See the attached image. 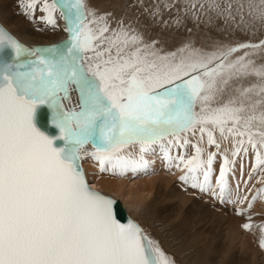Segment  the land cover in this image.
I'll return each mask as SVG.
<instances>
[{
	"label": "snow or ice",
	"instance_id": "1",
	"mask_svg": "<svg viewBox=\"0 0 264 264\" xmlns=\"http://www.w3.org/2000/svg\"><path fill=\"white\" fill-rule=\"evenodd\" d=\"M136 4L150 25L121 18L112 27L111 13H99L90 0H26L21 7L30 18L38 9L54 29L57 11L64 21L67 40L47 47H26L0 27V264H175L137 222H120L113 198L92 189L82 167L86 157L100 172L124 176L146 171L145 154L158 146L169 165L177 161L179 179H191L190 187L221 203L248 201L237 215L264 193L225 199L236 161L220 153L215 136L231 138L233 158L247 155L250 145L256 167L264 165V62L258 63L264 61V0ZM173 11L171 22L163 19ZM186 18L197 26L221 20L228 31L257 39L214 40L208 48L187 41L169 50L159 37L146 38L151 27L180 26ZM42 107L50 110L55 136L37 126ZM189 133H199L200 142L206 136L216 151L205 159L206 149ZM133 145L137 155L125 152ZM189 145L195 155H171ZM217 153L218 191L211 184Z\"/></svg>",
	"mask_w": 264,
	"mask_h": 264
},
{
	"label": "rangeland",
	"instance_id": "2",
	"mask_svg": "<svg viewBox=\"0 0 264 264\" xmlns=\"http://www.w3.org/2000/svg\"><path fill=\"white\" fill-rule=\"evenodd\" d=\"M93 8H95L98 12L102 11L100 8H97V7H93ZM0 23L13 35H14L13 32L17 31V27L14 25L13 21L11 20L10 21L8 20V22H6L5 24L0 19ZM15 37L17 36L15 35ZM153 37H159V39L163 42L164 30L159 29L156 35L151 36L149 39ZM259 38H261V35H259ZM256 39L257 38H253V37H247V38L242 39L239 35H236L233 38H228L229 41L238 40L240 42L249 41V40H252V42H256ZM187 41H193L196 47L202 45V43L206 45H210L212 43V42L206 41L205 39L201 38L198 34H194L193 36H190L187 38L185 37V39L177 42L174 45H171V46L164 45V46L166 49L174 50L175 48L179 47L182 43L187 42ZM215 136H216L217 141L220 143V145H222L220 147V153H224V154L229 153L230 155L229 154L227 155L229 156L228 158L230 161L235 159L236 163L234 166L232 165L233 168L237 169V171H239V169L241 168L242 172L246 173L245 177L246 176L247 177L246 178L242 177V179L246 180L249 177L246 180L247 182L245 181V184L247 185V188L249 187V190L247 191V193L241 192L240 194L243 197L247 196L248 200H251L252 196L257 194V190L264 189V174H263L264 165H261L260 167H256L253 164L254 162L252 163V161L255 160V155L252 152H250L252 150L250 145H247L249 149L248 150L249 153H247V155H245L242 151L239 156L233 158L231 154L233 151L231 138L225 141V140H222L219 135L218 136L215 135ZM190 140L194 141L193 139H190ZM195 142H192V143L195 144ZM203 145L204 144L200 146L204 148ZM224 145L226 147H224ZM132 147L134 148V150H139L138 145H133ZM154 147L156 148L157 152H161L158 146H154ZM177 150L183 151L184 155L186 154L185 155L186 158L192 156L193 154L195 155L194 148H191L190 151L188 150V148L186 150L172 148L171 155L173 157H175V154L173 153V151H177ZM215 150H216L215 147L211 146V149L209 151L206 150V152L207 151L214 152ZM206 152H205V156H207ZM220 153H217L218 156L216 160L214 161L216 163H213L214 165L216 164L215 166L213 165V172L215 174H216L215 170H217V168L219 167L218 168V171H219L220 165L222 164V156L220 155ZM261 153L262 155H264V149H261ZM151 154L152 153H149L146 156V158L151 163L156 164V162H160L163 159L161 162H164L168 165V167H164L165 165L163 163V166H159L161 168L160 169L161 171L157 170L158 171L157 173L159 174L158 176H160V174H163L165 178L167 177L168 179H170L168 184H166L167 191L168 192L172 191L173 193H176V191H178V193L181 192L180 193L181 197H179L177 201L175 200L176 202H175L174 208H178L177 206L178 205L181 206V204L183 205V207L181 206V208L179 209H169L167 207H164L163 209H157L160 215L158 217V222L156 224L154 223V225L156 226L153 228V232H155L156 234L152 236L154 240L159 242L160 246L161 244L164 245V246L162 245L163 247H165L164 248L165 251L164 250L163 251L165 253L167 252L169 253L170 257H172L175 260V264H181L182 262H183L182 264H193V263L194 264L195 263L197 264L198 263L200 264L201 263L202 264H264V248L260 247V240L264 239V232L261 231V226L264 225V193H260V195L257 197L256 201L253 203V206L250 210L245 211L242 215H237V208L239 207L241 209H247L248 201H245L244 204H240L239 201H237V203H227V202L221 203L220 199L217 197H214L210 192L202 193L199 189L190 187L189 182L184 184V182L179 179V176H181L180 174H182L183 172L181 170L179 171V169L177 170V168L175 167V163H176L175 160H173L170 165L174 169V172H175L174 173L173 169L170 168L169 163L164 161L163 153H161V156H157V157L156 156L150 157ZM251 159L252 161H249ZM244 164L245 165L248 164L247 165L249 167L248 170L245 169L246 166H244ZM232 166L229 165V168L231 169ZM242 166L244 167L242 168ZM82 167L84 171H85V168L88 171L89 176H87L86 171H85V176H86L88 183L91 186H92V183L93 184L96 183L97 184L96 187L99 189V191L102 188H105L108 186V184H105L102 181L100 176L97 177L95 167L91 162H86L84 159L82 161ZM155 168L156 167H154V169ZM163 168L166 170H164ZM254 168H256L255 171H254ZM163 171L165 172L171 171L174 174L167 175V174H164ZM248 171H249V174L253 172L251 174L252 175L251 177L248 176L249 175L247 174ZM237 173L238 172H236V175ZM105 174L106 176L108 175V177H111V179L115 177V175L111 174L110 172H106ZM217 177H218V174L214 176V178H217ZM130 178L133 179L134 177L130 176ZM248 182H251V183H248ZM253 182L254 183L256 182V184H254ZM163 183L156 182V184L159 185L160 189L165 188L164 186L165 183L164 184ZM258 184L260 185L258 186ZM239 191H242V188H240ZM240 194H238V196L242 198ZM151 196H153L152 193L150 194V197ZM235 196L230 197V198L226 197L225 199L226 200H237V195ZM123 198L125 199V197ZM123 198H117V199H119L121 203L123 204L122 202ZM161 198L162 197H159L158 199H161ZM164 204H167V202H164ZM123 206L125 207L124 204ZM126 211L127 213L129 212L127 209ZM129 216L133 218L135 221L138 220V219H135V218H138L136 215H133L134 217H132V215L129 214ZM228 221L229 222L231 221V224H229ZM168 222L175 223L178 228L174 225L169 226ZM245 223H251L252 225L251 229L249 230L244 229L243 225ZM139 225H141L140 222H139ZM230 236L232 238L234 237L235 239L229 238ZM227 241H228V244H227ZM231 245H233V247ZM162 246L161 248L163 249ZM166 248L170 251H168ZM180 259L181 261H179Z\"/></svg>",
	"mask_w": 264,
	"mask_h": 264
},
{
	"label": "bare ground",
	"instance_id": "3",
	"mask_svg": "<svg viewBox=\"0 0 264 264\" xmlns=\"http://www.w3.org/2000/svg\"><path fill=\"white\" fill-rule=\"evenodd\" d=\"M90 2H91L92 7H97V8H100L102 10V11H99V13H104V11H105V13H111V16L109 17V19L112 21V27H116V21L120 20L121 18H124L125 23H128L129 21H135L138 18L145 25L151 24L147 15L143 12V9L140 8L136 4V0H90ZM22 3H26V0H0V19L5 24H6V22H8V20L13 21L14 25L17 27V31L13 32L14 35H16L29 48L47 47V46H51V45H58L61 42L67 40L68 34L65 31H63L64 21L61 18L59 11H57L55 13V18L57 19V23H58L59 27L54 29L51 26L47 25L44 21L39 19V17L43 16L44 13L40 12L38 9L35 12V15L31 18L29 15H26L25 14L26 9L21 7ZM145 3L146 4L151 3V0H145ZM174 16H175L174 11L171 13L165 12L163 19H168L171 22L170 18H174ZM135 26L139 27V24H136ZM159 29L162 30L159 26L151 27L150 34H146V38L149 39L151 36H155ZM189 29H191V31H188ZM163 30H164L163 43L166 46L174 45L177 42L185 39V37L187 38V37L193 36L194 34H198L201 38H203L209 42H212L214 40L229 41L228 38H233L236 35H239L242 39L247 38V37H251L250 35L241 34L238 30L235 32L228 31V28L224 25L223 21H221V20H216L215 23L212 25H206L205 23H199V25L197 26V24L194 23L191 19L186 18L184 24H182L180 26L172 25V26L165 28ZM259 35H261V38H264V32L260 33ZM210 45H206V44L202 43V45H200V46L197 45V46L202 47V48H208ZM259 62H264V61H258V63ZM72 104L73 105L78 104V96H77L76 92L72 93ZM65 106L67 107V102H66ZM215 135L218 136L219 133L216 132ZM188 138L193 139L194 141L191 140L192 142H195V141L199 142L201 146H202V144H204L203 145L204 148L208 151L211 149V147H209L207 145V137L206 136L204 138V141H202V142L199 141V133H197L196 136H193L191 133H189ZM224 143H225V141H224ZM226 144H227V142H226ZM87 147L89 150H91V145H88ZM224 147H226V146L224 145ZM245 147H247V145H245ZM187 148L190 151V149L193 147L191 145H189ZM223 151H224V149H223ZM125 152H132L134 155H137L139 153V150H134V148L131 147L129 149H126ZM207 152H206V154H207ZM250 152H252L255 155V152L253 150H251ZM161 153L162 152H157V151L152 152L150 157L151 156L152 157L161 156ZM173 153L175 154V156H177L178 154H184L183 151H178V150L173 151ZM148 154H145V155L147 156ZM227 154H229V153H227ZM206 157L207 156H204L205 159H206ZM148 158H149V156H148ZM85 161L91 162L95 167L97 177L100 176L102 181L105 184H108L107 187L102 188L100 191L103 193L112 195L115 198L125 197V199L124 198L122 199V202L126 207L125 209H127L129 211L128 213L131 214L132 217H134L133 215H136L138 217L135 219H138L137 221H138V223L140 222V224H141L140 226L145 230V232L151 238H153L152 236L156 234L155 232H153V228L156 226V225H154V223L156 224L158 222V217L160 215V213H158L157 209H163L164 207H167L169 209H179V208H181V206L183 207V205L181 204V206L180 205L177 206L178 208H174L175 202L178 200L179 197H181L180 196L181 192L178 193V191H176V193H173L170 190H169L170 192H168L166 184H168L170 179H168L166 177L168 179L167 180L163 174H160V176H158L159 174L157 173L158 172L157 170L161 169L159 166H163L164 162L160 161V162H156V164L150 163V166L146 171H141V172L135 173V174L129 172L124 176L115 175V177L111 179V177H108V175L106 176V174H105L106 172L102 173L99 171V167H98L97 162L93 161L90 157H86ZM249 161H252V159ZM165 162H167V161H165ZM214 163H216V162H214ZM252 163L256 166V160H253ZM164 165H165L164 167H168V165L166 163H164ZM247 165L244 164V166H246L245 169L248 170L249 167ZM244 166H242V168ZM154 167H156L155 168L156 171H155ZM216 167H218V166H216ZM170 168L173 169L171 166H170ZM218 168H217V170H215L216 174L213 172V175L211 177L212 188L216 189L217 191H218V189L216 187V178H214V176L217 174L219 175ZM164 170H166V169H164ZM85 171H86L87 176H89L86 168H85ZM171 171H169V172L163 171V172H164V174H167V175L168 174L173 175L175 173L174 169H173L174 173ZM236 172H238L237 175H236ZM252 173L253 172H251V174ZM182 174H180V175H182ZM247 174H249V171ZM245 175H246V173L242 172L241 168L239 169V171H237V169H234L233 166L231 167L229 175H228V185H229V191L231 194L229 196H227V198L228 197L229 198L234 197L235 195L238 196V194H240L241 192L247 193V191L249 190V187L247 188L245 181L249 177L246 180L242 179V177L244 178ZM130 176H132L134 178L131 179ZM201 179H202V177H201ZM163 181L165 184L163 183ZM156 182H162L164 184L165 188L160 189L159 185H157ZM188 182L191 184L192 183L191 179ZM248 183H251V182H248ZM184 184H185V182H184ZM254 184H256V182ZM237 185H239V189H237ZM259 185L260 184H258V186ZM96 186H97L96 183H94V184L92 183V187L94 189L99 190ZM240 188H242V191H239ZM253 192H255V191H253ZM151 193L153 194V196L150 197ZM159 197H162V198L158 199ZM164 202H167V204H164ZM194 207H196V206H194ZM185 208H187V207H185ZM139 219H141V220H139ZM228 223L231 224V221L230 222L228 221ZM168 225L169 226L170 225L176 226V224L173 222H168ZM250 232H252V231H250ZM229 238H232V237L230 236ZM163 242H164V240H163ZM235 243H233V244H235ZM227 244H228V241H227ZM243 244H244V242H243ZM162 245L163 244H161V246ZM231 246L233 247V245H231ZM164 248L165 247H163V250H164ZM168 251H170V250H168ZM167 254H169V253L167 252ZM179 261H181V259ZM195 264H197V263H195ZM198 264H200V263H198Z\"/></svg>",
	"mask_w": 264,
	"mask_h": 264
},
{
	"label": "water",
	"instance_id": "4",
	"mask_svg": "<svg viewBox=\"0 0 264 264\" xmlns=\"http://www.w3.org/2000/svg\"><path fill=\"white\" fill-rule=\"evenodd\" d=\"M0 27H3L19 43H21L24 46L28 47L26 44H24L23 42H21L17 37H15V35H13L11 32H9L1 23H0ZM38 111H39V115H38V120L36 121V123H37V126L40 128V130L41 131H44L47 134L52 135V136L57 135L58 134V130L54 127V125L51 122V113H50V110L47 107H42ZM92 189H94V188L92 187ZM94 190L100 192L103 195L108 196L109 198H113L117 202L116 203L117 216H118V219L120 220V222L127 223L129 220H132L134 222H137V221H135L133 218H131L129 216V214L127 213L125 207L123 206V204L121 203V201L119 199L113 197L112 195L103 193V192H101V191H99L97 189H94Z\"/></svg>",
	"mask_w": 264,
	"mask_h": 264
}]
</instances>
